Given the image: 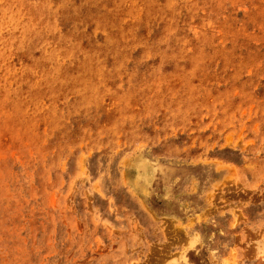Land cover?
I'll return each instance as SVG.
<instances>
[{"label":"rangeland","instance_id":"rangeland-1","mask_svg":"<svg viewBox=\"0 0 264 264\" xmlns=\"http://www.w3.org/2000/svg\"><path fill=\"white\" fill-rule=\"evenodd\" d=\"M0 264H264V0H0Z\"/></svg>","mask_w":264,"mask_h":264}]
</instances>
